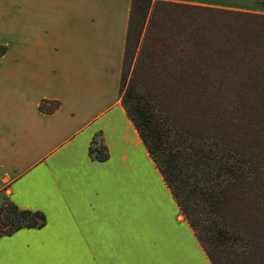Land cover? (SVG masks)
I'll use <instances>...</instances> for the list:
<instances>
[{"label":"crops","instance_id":"crops-1","mask_svg":"<svg viewBox=\"0 0 264 264\" xmlns=\"http://www.w3.org/2000/svg\"><path fill=\"white\" fill-rule=\"evenodd\" d=\"M13 1L37 52L0 74V206L41 212L46 225L1 238L0 259L211 264L122 105L132 0H75L74 19L71 0ZM152 1L264 15V0ZM98 135L106 162L89 154Z\"/></svg>","mask_w":264,"mask_h":264},{"label":"trees","instance_id":"trees-1","mask_svg":"<svg viewBox=\"0 0 264 264\" xmlns=\"http://www.w3.org/2000/svg\"><path fill=\"white\" fill-rule=\"evenodd\" d=\"M119 92L211 264H264V15L132 0ZM45 225L0 206V239Z\"/></svg>","mask_w":264,"mask_h":264},{"label":"rangeland","instance_id":"rangeland-1","mask_svg":"<svg viewBox=\"0 0 264 264\" xmlns=\"http://www.w3.org/2000/svg\"><path fill=\"white\" fill-rule=\"evenodd\" d=\"M3 2L8 6V11L0 13V74L20 70L21 67L17 64V60L30 59L37 52L29 28L26 30L23 26L29 27V17L26 19L25 16L17 15L12 11L14 8L13 0H4ZM69 2L70 14L74 19L78 4L75 0Z\"/></svg>","mask_w":264,"mask_h":264},{"label":"snow or ice","instance_id":"snow-or-ice-1","mask_svg":"<svg viewBox=\"0 0 264 264\" xmlns=\"http://www.w3.org/2000/svg\"><path fill=\"white\" fill-rule=\"evenodd\" d=\"M0 251H2V245H0ZM0 264H5V262L2 259H0ZM25 264H28V262H25Z\"/></svg>","mask_w":264,"mask_h":264}]
</instances>
